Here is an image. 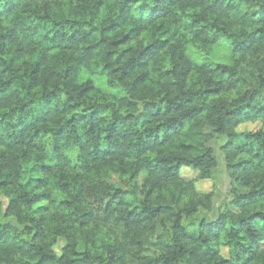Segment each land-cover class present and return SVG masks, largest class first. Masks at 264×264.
<instances>
[{"label": "clouds", "instance_id": "obj_1", "mask_svg": "<svg viewBox=\"0 0 264 264\" xmlns=\"http://www.w3.org/2000/svg\"><path fill=\"white\" fill-rule=\"evenodd\" d=\"M184 7L172 16L182 35L170 60L129 68L135 52L117 61L111 43L126 28L89 35L88 20L57 33L59 48L37 75L39 99L29 103L38 93L18 74L0 90V264L49 255L51 264H264V0H199L189 19ZM34 8L25 23L69 9L84 20L98 13L104 25L138 24L135 5L121 16L111 0H35ZM192 33L214 42L203 54L185 51ZM25 36L21 25L15 45L0 40V55L13 59L0 85L22 70L15 55ZM140 39L123 47L140 50ZM213 47L223 73L209 62Z\"/></svg>", "mask_w": 264, "mask_h": 264}, {"label": "trees", "instance_id": "obj_2", "mask_svg": "<svg viewBox=\"0 0 264 264\" xmlns=\"http://www.w3.org/2000/svg\"><path fill=\"white\" fill-rule=\"evenodd\" d=\"M61 2L63 3V0H61ZM111 2L117 4V11L121 16L130 14L132 5H135L136 20L138 21L137 26L126 27L125 23H119L116 21H111L109 24L104 25L102 20H100L98 13L94 17L90 11L88 19L84 20L81 17L71 13L69 9H63L62 11L56 10L58 12L56 18L52 19L51 16H49L47 24L42 23V20L44 16L47 15V13L41 11L39 14H37L38 18L33 23L27 24L25 21L32 17L35 11V0H4V4L0 5V40H7L9 45H15L16 29L21 25L24 26L26 36L25 47L23 49L17 47L15 55V62L19 63L22 70L19 73H13L12 75H9L8 78L3 81V84L0 85V90H5L16 83V75L18 74L25 78L28 84V91L38 93L37 96L29 98V103L33 102V99H39L40 96L43 95V90L38 82L37 75L40 71L41 63L46 61L50 55L59 48V45L55 42L57 33L63 37L67 34L68 29L72 28L73 25H87L88 20L91 21V28L88 32L89 35H107L109 32H114L117 28H126V30L122 31L119 39L112 41L111 43L113 48H120V54L116 56L117 61L121 60L126 55H129L131 52H135V55L131 56L128 62L129 68H144L155 58H159L161 62L170 60L172 52L169 48V45L171 44L173 38L182 35L180 30H177L174 27L176 20L172 19V16L175 10L180 4H184L185 7L181 10V18L189 19L193 15V12L189 11V9L199 7V0H131V4H128V0H111ZM97 3H99V0H97ZM24 5H27V7H24ZM95 7L96 5L94 4L93 8ZM17 9H19V12H17ZM54 9L55 5L53 4L50 6L49 11H53ZM13 13H16V16H13ZM64 13H67V15ZM9 17L12 18L9 19ZM4 20H8L10 25L7 31H2V29L5 27ZM98 25H100L99 31H97ZM44 27L48 28L47 32L40 31L41 28ZM80 31L81 29L78 28L76 32H72L71 34L67 35L69 43L65 44V50H68L71 43L75 42L77 33ZM37 33H40L39 40L35 39ZM137 36L141 38L140 42L142 47L140 50H133L129 47H123V45L127 44L130 39H133ZM44 41H48V43L45 44L44 49L37 55V59L35 61L28 59L32 55H36L34 49L39 48L40 44L44 43ZM184 41L185 51L189 49V46H193L195 47L194 53L201 54H203L202 47L204 45L214 42L198 39L197 33H192L191 39H189V37H184ZM90 47L91 46H89V48ZM28 49H33V51H29ZM85 51L87 52L88 49ZM209 52L207 53L209 62L215 63L216 69H218L221 73L227 70V65H221L220 63L211 60V54ZM112 55L113 52L106 53V56L111 57ZM12 63L13 59L10 58L9 60H5L4 56L0 55V76H3L7 71L3 65L8 64L10 66ZM64 71L65 74L70 72L71 66L66 67ZM123 74L124 73H122V75ZM142 75L146 80L147 74L145 73ZM188 75H191V73ZM188 75L185 76L186 83L188 80ZM236 82L238 84L243 82V77L237 76ZM228 83L231 85L232 82L229 81ZM217 84H220V81H217ZM219 91H221L219 87L214 89L205 88L204 93L205 95H216L219 93ZM44 103H47L46 99ZM262 111H264V106H262L260 109H257L258 113ZM69 119H72V117H69ZM13 146L18 147L20 145ZM25 166L35 167L28 160H23L21 167L23 168ZM39 170L44 171V166H41ZM27 179L28 173H24L19 177L20 182H27ZM37 179H40V177H37ZM14 203V201H9L7 206L9 213L11 212ZM6 235L7 226H5V230L3 232H0V237H6ZM33 236H35V233H33ZM87 259V254L81 257V260ZM51 261L52 257L49 255L35 260V264H51ZM24 264H33V261L26 258Z\"/></svg>", "mask_w": 264, "mask_h": 264}, {"label": "rangeland", "instance_id": "obj_3", "mask_svg": "<svg viewBox=\"0 0 264 264\" xmlns=\"http://www.w3.org/2000/svg\"><path fill=\"white\" fill-rule=\"evenodd\" d=\"M190 49L191 51L194 53L195 52V47L193 46H190ZM211 55H210V59L213 57V56H216L218 53H217V49L214 47L213 49H211V51L209 52ZM212 60V59H211ZM215 61V60H213Z\"/></svg>", "mask_w": 264, "mask_h": 264}]
</instances>
